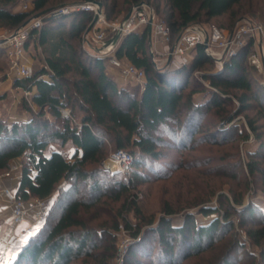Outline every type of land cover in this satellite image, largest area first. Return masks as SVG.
<instances>
[{"label": "trees", "instance_id": "1", "mask_svg": "<svg viewBox=\"0 0 264 264\" xmlns=\"http://www.w3.org/2000/svg\"><path fill=\"white\" fill-rule=\"evenodd\" d=\"M91 1L102 4L106 20L119 15L123 19L134 6L147 3L169 28L171 45L178 33L189 25L209 28L211 20L227 15L230 32L236 24L250 19L245 14L259 11L246 0H31L28 11H14L17 0H0V27L14 33L24 23L27 26L37 19L35 16L45 9ZM69 17L71 21L66 24ZM41 21V27L31 30L25 42V49L30 42L35 46L41 64L28 77L14 82L22 91L31 92L34 88L20 103L28 118L0 121V173L10 169L11 161L21 159V180L15 197L46 200L60 190L52 207L59 211L52 215L51 223L45 221L29 237L11 264L76 261L113 264L117 257L115 233L119 222L131 240L122 264H183L190 258L201 260L203 264H231L233 254L242 247L237 234H231L234 223L230 218L234 214L252 244L261 246L264 212L259 211V220H254V208L244 205L241 195L233 196L232 202L221 195L215 207L206 204L198 211L203 217L213 215L214 218L197 223L194 215L188 213L181 226L172 224L170 218L174 213L167 205L156 223L153 218L143 217L134 198L124 212L119 209L109 221L95 228L88 226L81 214L83 209H97L103 197L118 201L122 195L148 182L149 177L142 169L165 178L159 165L164 156L158 148L162 144L169 147V144L162 139V133L173 139L176 142L173 147L182 152L195 144L194 136L201 131L207 112L213 111L217 118L231 122L256 105L255 116L258 117L255 120L264 119V88L253 89L250 65L242 63L251 51L250 45L218 70L210 69L213 61L202 45L195 48L186 65L176 69L164 62L156 68L147 30L132 33L121 40L116 56L143 70L145 81L143 90L129 92L105 74L103 59L81 47L82 34L92 21V13L72 11L67 17L46 15ZM0 56H4L1 47ZM205 81L209 87L200 89L205 97L195 102L193 96L199 92L197 85ZM232 92L241 93L233 95ZM233 98L239 108L225 117V107ZM251 102L254 105H249ZM65 110L67 115L61 113ZM245 118L248 129L260 140L255 120ZM68 143L74 149L70 156L62 150ZM105 144H111L114 151L129 150L132 163L126 182L113 181L116 173L86 169L105 159ZM259 146L264 148V142ZM246 168L250 176H259L264 186V168L250 159ZM61 181L65 182L62 189L58 188ZM109 182L110 187H105ZM81 185L86 186L85 192L90 198L78 196ZM131 210L139 219L134 227L126 218ZM48 216L47 212L46 220ZM248 223L253 226L247 228ZM148 238L153 241H147ZM209 252L211 256L205 259ZM260 257L264 261V247Z\"/></svg>", "mask_w": 264, "mask_h": 264}, {"label": "rangeland", "instance_id": "2", "mask_svg": "<svg viewBox=\"0 0 264 264\" xmlns=\"http://www.w3.org/2000/svg\"><path fill=\"white\" fill-rule=\"evenodd\" d=\"M248 1L253 3L255 8H259V11H257L255 14H245V17L250 18L248 21H264V0H246V3ZM28 2V0H17L15 9L17 8L18 10H22L21 8L23 7L24 3H26L30 9L31 3ZM161 5L162 10V7L164 5L163 3ZM73 6L74 5H67V7ZM48 9L54 10L55 8ZM50 13L51 12L46 15H49ZM69 15L70 14H67L64 17H67ZM101 15L104 16L103 13H101ZM159 16L161 15L159 14ZM122 20L123 19L120 15L116 16L114 19L104 20L105 25H101L99 29L104 32L106 42L110 41L112 37L107 25L117 23ZM159 20L161 19L159 18ZM70 21V17L66 18L65 23L68 24L70 23ZM210 23L212 24V26L222 29L223 31H229L230 29V21L227 15L213 19ZM235 23H238V21ZM242 23L244 24L245 21L243 20L240 22V24ZM65 27H67V25H65ZM93 32L94 28L87 35L85 34V32H83L82 34L83 41L81 43V47L83 46V48L88 52H93L94 50H98L101 47V44L94 42ZM11 33L12 32L0 27V45L3 44L2 41L4 40V38ZM120 43L121 39L114 43L112 46V53L115 56L117 50L119 49ZM170 46H164L160 42H157L155 46V44H153L151 41V48L153 52V55H151L152 60H156L159 64H164ZM25 50V55L30 56L34 60V66L32 67L33 69H30L23 63V58L25 57L24 54L20 59V64L21 67H27L29 73L31 74L34 69L40 66L41 60L39 57V53L32 42L27 44V48ZM28 50L29 52H27ZM251 50L256 52L259 51L258 45L252 47ZM211 52L212 55H210L209 57L213 62L210 66V69L218 70L219 66L216 64V62L220 59L222 60V66L224 65V53L215 48L212 49ZM248 55L245 56V58L242 60V63L244 65L246 64V62H248ZM100 59H103L104 65H109V62L106 58ZM117 59L123 66L129 64L124 59ZM176 60H178V58H176ZM250 68L251 69L248 68V70L252 80L253 89L260 91V88H264V62L260 71L252 68V66H250ZM116 73L118 74V77H120L122 81L131 88V90H128L129 92H134L136 89L141 90V83H138L137 81H134L132 79L124 78L119 69H117ZM14 75V73L10 72L8 58L5 55L0 56V81H3L9 77L11 79L12 77V80H14L13 88H16L14 86V82L17 79ZM190 81L191 80L189 78L188 82L190 83ZM198 85L197 89L199 92H197L193 96L195 102H201L205 97L204 93L200 92V89H206L209 87L207 81L200 84L198 83ZM23 92L24 91H22L21 93H19L18 91L10 92L8 84L0 88V95L2 94L0 96V121H9L7 119H11V117H13V111L11 109L15 107L16 99L18 100L16 105L18 107V113H21L23 111L20 108L21 99L24 97ZM240 93L241 92H232L233 95H239ZM249 105L254 104H252L251 102L249 103ZM238 108V102L236 98H233L231 103L225 107L224 111L226 113L224 112L223 116L226 117L228 114L230 115L235 113ZM257 111L258 108L256 107V105L251 106L245 112L234 118L231 122H224L222 118H217L214 115L213 111L207 112L204 116V121L201 122V131L194 136L195 144H193L190 149L184 150L182 152L173 147V145H176V142H174L173 139L162 133V139L169 144V147L167 146V144H162V146L158 148V151H160L164 156L160 160L159 165L162 166L161 168L163 169L161 172L166 174V177L162 178L159 176H155L149 173L146 169H142L143 172L146 173L149 177L148 182L138 186L134 190H131L130 192H128V194L122 195L118 201H113V197L109 199H105L103 197L98 203L97 209H95L96 207H93L88 210H81L82 218L84 219L85 223L93 228L98 227L99 223L103 221H109L112 214H114L119 209L124 212V208L130 206L129 203L133 198L136 201V207L141 211L143 217L153 218L155 220V223L157 222L159 217L163 215V209L165 205L172 209L174 213L170 219L172 224L175 226H181L184 221V215L188 213L194 215L195 221L197 223H206L211 218H214V216L210 215L208 217H203L202 215L198 214L199 209L206 204H210L215 207L219 202L218 198L221 195L227 197L229 202H232L233 196L241 195L243 197L244 205L250 204L251 207L254 208L255 212L252 218L254 220H259V211L264 212V186L261 185L259 176H250L246 168V163L249 159L257 161L259 163V166L261 168H264V148H259L260 142H264V119L258 118L257 120H255V118L258 117L255 116ZM79 115H82V113H79ZM245 117H249L250 119L255 120L254 123L257 127L256 132L258 133V138H260V140H257V137H255V135L248 129ZM54 147L58 148V145L54 144ZM70 147L71 145L69 143L62 147V150L65 151L68 156H70ZM105 150L107 152L105 159L102 160L98 165L93 164V166L91 167L87 166V170H104L108 172L104 167L114 162L113 155L115 151L111 147V144H105ZM128 151V149L125 150V152ZM15 160H18L21 165V159ZM12 164L13 162L11 161L10 169ZM10 169L5 173H9ZM5 173H3V175H5ZM116 174L117 175L114 176L115 178L113 179V181L117 180L126 182L129 179L128 172H117ZM1 175L2 174L0 173V176ZM64 183L65 182H60L58 188L62 189V187L65 186ZM109 184L110 182L105 187H110ZM79 188L80 192L78 196L85 199L90 198V195L85 192V185H81ZM59 191H56V193L52 197L45 200L46 210L49 216L46 220V213L44 223L45 221L47 223H51L53 221L52 215H54L55 213L57 214L59 211L57 208H55V206L52 209L53 202L60 193ZM221 201H223V198H221ZM50 208L52 211L50 210ZM3 213L0 212V215H5ZM126 215L127 220L133 227L138 224L139 219L134 216L133 210H131ZM230 219L234 223V228L233 231H231V234H237V240H240L242 243V247L237 249L233 254V257L231 258V264H264V261L260 257V253L262 251V248L264 247V242L261 243V246L253 245L244 233L245 228L239 226L238 216L234 214ZM0 221H4V219L0 218ZM2 223L4 224L3 228L5 229V223ZM252 226L253 225L251 223L247 224V228ZM6 229L9 233H14L15 230L13 224L8 225ZM115 237L117 249L120 248V246H123L126 240L131 241L128 234L123 228L122 222H119V227L117 232L115 233ZM1 238L2 236H0V249L4 244L2 243ZM101 240L102 239H100L99 241ZM150 240V238L147 239V241ZM152 241L153 239L151 240V242ZM211 254L212 252H209V254H205L204 258L206 257L205 259H207L209 256H211ZM119 258L120 257H116L113 264H122L123 258L121 261L119 260ZM79 262L80 261H76L71 264H79ZM183 264L203 263L201 260L190 258Z\"/></svg>", "mask_w": 264, "mask_h": 264}, {"label": "built area", "instance_id": "3", "mask_svg": "<svg viewBox=\"0 0 264 264\" xmlns=\"http://www.w3.org/2000/svg\"><path fill=\"white\" fill-rule=\"evenodd\" d=\"M31 3V0H28ZM28 2V3H29ZM29 5V4H28ZM22 11L30 10L26 3L21 8ZM97 6L91 2L85 4L74 5L73 7L55 8L49 15L52 17H61L70 14L72 11L90 12L92 15L96 12ZM42 17L34 19L29 25L21 28L20 30L7 35L2 41L0 47L3 49L4 55L8 58L10 72L14 73L17 80L24 79L30 75L27 67H21V57L24 54L25 42L28 33L33 29H39L42 25ZM104 16L100 15L94 27L93 39L94 42L101 44V47L92 52L98 58H106L109 65L115 69H119L126 79H132L141 83V90L144 89L145 73L141 69L135 68L131 64L122 65L117 57L112 53L113 44L110 42L116 34H120V38L126 36L131 32H141L151 28V39L160 42L164 46H170V30L164 22L159 20L153 8L146 3H140L130 10V15L126 21L112 23L108 26L111 33V40L106 42L104 32L99 29L101 25H105ZM202 45L204 52L210 56L212 49H218L224 53V63L231 59L238 51L245 46L250 45V48L257 46L259 51L251 50L248 55V63L254 69L260 71L264 62V21L254 20L245 21L243 24H236L232 31H223L214 26L209 28L189 25L183 28L177 35L173 44L169 47L165 62L169 55L171 61L169 65L173 68H180L190 62L193 57L195 48ZM153 55V52L152 54ZM178 58V60H176ZM156 63V68L160 65ZM216 64L218 68H222V60H218ZM31 92L24 91L23 96L29 97ZM63 115H67L68 111H61ZM113 164L115 168L105 166V170L109 173H125L129 171L132 163L131 155L123 150H116L113 155ZM9 176V173H5ZM3 193L9 198L10 201V215L13 224L18 225L23 220L27 219L29 214L32 213L31 223L27 229L23 231L24 235H33L44 224L46 217V205L44 199H30L21 200L15 197V194L10 189H4ZM130 241L126 240L123 246L117 249V257L121 261L125 249Z\"/></svg>", "mask_w": 264, "mask_h": 264}, {"label": "crops", "instance_id": "4", "mask_svg": "<svg viewBox=\"0 0 264 264\" xmlns=\"http://www.w3.org/2000/svg\"><path fill=\"white\" fill-rule=\"evenodd\" d=\"M14 11H18V9L14 8ZM151 41L156 46V43L158 41H155L154 39L153 40L151 39ZM27 52H29V50ZM95 52H96V50H94V53ZM25 54H26V52H24L25 57L23 58V63L31 69L34 66V60L30 56H27ZM93 55L96 56L95 54H93ZM104 72L108 77L112 78L113 81L119 87L125 88L126 90H131V88L129 86H127L122 81V79L120 77H118V74L116 73L117 69H115L109 65L108 66L105 65ZM13 81L14 80H12V77H11V79L9 77L3 81H0V88H2L4 85L6 86L8 84L10 92L18 91L19 93H21L22 91L18 87L13 88ZM32 91L34 92V88L32 89ZM32 91H31V94H32ZM17 102H18V100L16 99L15 100V107L13 109H11L13 111V114H12L13 117H11V119H7V120H9V121H14V120L15 121H26L28 118V113L26 111H22L21 113H18V111H17L18 107L16 106ZM1 112H3V111H1ZM6 118H8V117H6ZM70 148H71V150H70V155H71L73 153L74 149L72 147H70ZM12 162H13V164H12L13 167L11 166V169L9 171V176H5L3 174L0 176V212H2V213L4 212L3 214H5V215H0V218L4 219V221H0V236H2V238H1L2 243H4L2 245L3 247L0 249V264H11V262L16 257V254L19 251V249L21 248V246L25 242H27L29 237L31 236V235H29V236L24 235L23 231L29 227V225L31 223V218L33 217V214L30 213L28 218L23 220L20 224H18V225L13 224V222L11 220V215H10V201H9V198L3 193L4 189H10V191L15 193V191H16L19 183H20V180H21V165L18 162V160H13ZM63 182L64 181H61V183H63ZM2 222L5 223L6 228L8 227V225L13 224V227L15 229L14 233L13 232L9 233L6 228L4 229L3 228L4 224Z\"/></svg>", "mask_w": 264, "mask_h": 264}, {"label": "water", "instance_id": "5", "mask_svg": "<svg viewBox=\"0 0 264 264\" xmlns=\"http://www.w3.org/2000/svg\"><path fill=\"white\" fill-rule=\"evenodd\" d=\"M91 3L95 4L97 6V9H96V12L94 13L93 15V18H92V21L90 22V24L88 25V27L86 28L85 30V34L87 35L88 33L91 32V30L95 27L98 19H99V16L101 15L102 13V4L100 2H95V1H91ZM64 7H67V5H60L59 7L57 8H64ZM53 9H45L43 10L42 12L38 13L35 18H40V17H43L45 16L46 14H48L49 12H51ZM130 15V11L125 15V17L123 18V21H126L127 18L129 17ZM27 23H24L22 25L21 28H24L26 26ZM132 33H135V32H131L129 34H127L126 36L132 34ZM124 36V37H126ZM124 37L120 38V34H116L113 39L110 41L112 44L116 43L118 40H122ZM147 37H148V43L149 45L151 46V28L148 27L147 28ZM171 61V55L168 56L167 58V61H166V65H169ZM154 64L156 65V63L154 62ZM159 65H162V64H159Z\"/></svg>", "mask_w": 264, "mask_h": 264}, {"label": "bare ground", "instance_id": "6", "mask_svg": "<svg viewBox=\"0 0 264 264\" xmlns=\"http://www.w3.org/2000/svg\"><path fill=\"white\" fill-rule=\"evenodd\" d=\"M109 165V167H111V168H115V166H114V164L113 163H111V164H108Z\"/></svg>", "mask_w": 264, "mask_h": 264}]
</instances>
